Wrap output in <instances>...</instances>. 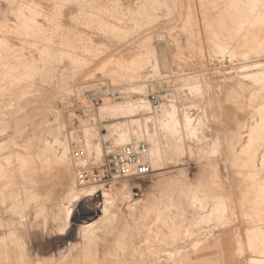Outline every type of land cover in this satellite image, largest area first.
Wrapping results in <instances>:
<instances>
[{
  "label": "rangeland",
  "instance_id": "374dc122",
  "mask_svg": "<svg viewBox=\"0 0 264 264\" xmlns=\"http://www.w3.org/2000/svg\"><path fill=\"white\" fill-rule=\"evenodd\" d=\"M263 7L264 0H0V144L9 143L0 147V264H13L3 252L16 264H264ZM160 89L167 96L159 108L124 111L125 99ZM163 107L165 116L154 118ZM124 125L126 135L136 126L157 131L160 165L148 177L89 183L96 197H63L55 163L63 146L66 179L74 181L76 167L106 160L108 130ZM45 143L52 155H41ZM101 144L108 151L98 157ZM79 148L83 161L73 159ZM102 192L114 196L105 215ZM90 223L85 238L78 226Z\"/></svg>",
  "mask_w": 264,
  "mask_h": 264
},
{
  "label": "bare ground",
  "instance_id": "6f19581e",
  "mask_svg": "<svg viewBox=\"0 0 264 264\" xmlns=\"http://www.w3.org/2000/svg\"><path fill=\"white\" fill-rule=\"evenodd\" d=\"M66 1V0H65ZM258 1V0H257ZM64 2V1H63ZM256 2V1H255ZM82 3V2H81ZM259 3V2H258ZM231 5V4H230ZM256 4H254L253 6H255ZM259 5V4H258ZM87 6V5H86ZM257 6V5H256ZM187 7V6H186ZM248 7V6H247ZM22 8V7H21ZM250 8V7H249ZM256 8V7H255ZM264 8V7H263ZM254 9V8H253ZM247 11V10H246ZM261 11V10H260ZM21 12V11H20ZM252 12V11H251ZM22 13V12H21ZM37 13V12H36ZM62 13V12H61ZM254 13V12H253ZM261 13V12H260ZM263 15H264V13H263ZM36 16V15H35ZM48 16V15H47ZM58 16V15H57ZM199 16V15H198ZM255 16V15H254ZM224 19V18H223ZM244 19H245V17H244ZM252 20V19H251ZM22 21V20H21ZM52 21V20H51ZM244 21V20H243ZM12 22V21H11ZM30 22V21H29ZM61 22V21H60ZM34 23H36V22H34ZM242 22H240V24H241ZM33 24V23H32ZM57 24V23H56ZM250 24V23H249ZM27 25V24H26ZM30 25V24H29ZM240 26V25H239ZM244 26V25H243ZM254 26V25H253ZM28 27V26H27ZM13 29V28H12ZM14 30V29H13ZM18 30V29H17ZM148 30H150V29H148ZM39 31V30H38ZM242 31V30H241ZM41 32V31H40ZM150 32V31H149ZM27 33H28V31H27ZM39 33V32H38ZM37 33V34H38ZM43 33V32H42ZM21 34V33H20ZM36 34V33H35ZM234 35V34H233ZM32 36V35H31ZM36 36V35H35ZM27 37V36H26ZM44 37V36H43ZM24 39V38H23ZM38 39V38H37ZM244 42H246V41H244ZM253 42V41H252ZM31 44H32V42H31ZM2 45V44H1ZM38 45H40V44H38ZM127 45V44H126ZM243 45V44H242ZM247 46V45H246ZM37 48V47H36ZM222 48V47H221ZM249 48V47H248ZM257 49H258V47H257ZM47 50V49H46ZM45 50V51H46ZM41 51V50H40ZM144 51V50H143ZM38 52V51H37ZM248 52V51H247ZM254 52V51H253ZM40 53V52H39ZM42 53H43V49H42ZM45 53V52H44ZM220 53V52H219ZM222 53V52H221ZM243 53V52H242ZM48 55L50 54V53H47ZM64 54V53H63ZM67 54V53H66ZM65 54V55H66ZM144 54V53H143ZM240 54V53H239ZM13 55H14V53H13ZM44 55V54H43ZM64 55V56H65ZM244 55H246V54H244ZM12 56V55H11ZM51 56V55H50ZM59 56H60V54H59ZM76 56V55H75ZM66 57V56H65ZM78 57V56H77ZM16 58V57H15ZM47 58V57H46ZM61 58V57H60ZM58 59V58H57ZM67 59H70V57L69 58H67ZM16 60V59H15ZM18 60V59H17ZM61 62V61H60ZM127 62V61H126ZM45 63V62H44ZM89 63V62H88ZM119 63V62H118ZM55 64V63H54ZM112 64V63H111ZM259 64V63H258ZM257 65V64H256ZM264 65V64H263ZM24 66V65H23ZM18 67V66H17ZM133 67V66H132ZM253 67V66H252ZM115 68V67H114ZM122 68V67H121ZM125 67H123V69H124ZM126 68H129V66L128 67H126ZM135 68V67H134ZM251 68V67H250ZM258 68V67H257ZM28 69V68H27ZM58 69V68H57ZM63 69V68H62ZM8 70V69H7ZM55 70V69H54ZM72 70H73V68H72ZM132 70V69H131ZM143 70V69H142ZM16 71V70H15ZM64 71V70H63ZM133 71V70H132ZM134 71H135V69H134ZM13 72V71H12ZM47 72H49V71H47ZM62 72V71H61ZM77 72V71H76ZM144 72V71H143ZM8 73V72H7ZM43 73V72H42ZM46 73V72H45ZM51 73V72H50ZM80 73V72H79ZM120 73V72H119ZM134 73V72H133ZM15 74V73H14ZM26 74V73H25ZM38 74V73H37ZM24 75V74H23ZM48 75V74H47ZM53 75V74H52ZM30 76V75H29ZM74 76V75H73ZM90 76V75H89ZM25 77H26V75H25ZM54 77V76H53ZM65 77H67V76H65ZM262 77H263V75H262ZM24 78V77H23ZM31 78V77H30ZM34 78V77H33ZM60 78V77H59ZM70 78V77H69ZM258 78V77H257ZM260 78H261V76H260ZM14 79V78H13ZM51 78H49V80H50ZM56 79V78H55ZM62 79H65V78H63V75H62ZM93 79V78H92ZM259 79V78H258ZM17 80V79H16ZM31 80V79H30ZM52 80V79H51ZM54 80V79H53ZM66 80V79H65ZM264 80V79H263ZM17 81H19V79L17 80ZM41 81H42V79H41ZM64 81V80H63ZM63 81H62V83H63ZM262 81V80H261ZM43 82H46V80L45 81H43ZM65 82V81H64ZM254 82V81H253ZM264 82V81H263ZM55 84V83H54ZM50 85V84H49ZM52 85V84H51ZM63 86V85H62ZM53 87V86H52ZM51 87V88H52ZM55 88V87H54ZM264 89V88H263ZM2 90V89H1ZM57 90H59V89H57ZM137 91V90H136ZM2 92H3V90H2ZM60 92V91H59ZM1 98V97H0ZM140 98V97H139ZM59 99H61V98H59ZM59 101V100H58ZM122 105H123V109H124V111L126 112V113H131V114H133V113H138V112H140V111H142V112H145V113H147V111H148V108H149V104H148V101H146V100H136V101H134V100H128V98H127V100L125 99V101H123V103H122ZM169 105V104H168ZM159 108V107H158ZM164 108V107H163ZM264 108V107H263ZM160 110V109H159ZM168 110V108H164V110L161 112V114L159 115V116H154L153 115V117L154 118H160V117H164L165 116V112ZM30 112V111H29ZM264 113V112H263ZM101 114V113H100ZM103 114V113H102ZM101 114V115H102ZM29 115V114H28ZM31 115H33V114H31ZM34 116V115H33ZM27 118H28V116H27ZM33 118V117H32ZM34 118H36V117H34ZM260 120H261V118H260ZM27 121V120H26ZM29 122V121H28ZM262 123V122H261ZM27 124V123H26ZM25 125V124H24ZM38 125V124H37ZM41 125V124H40ZM29 126V125H28ZM64 126V125H63ZM199 126V125H198ZM259 126V125H258ZM65 127H66V125H65ZM262 127V126H261ZM38 128V127H37ZM248 128V127H247ZM257 128V127H256ZM125 129H126V127H125V125H124V127H121V128H119L118 130L117 129H111V130H108L109 132H108V135H109V141H107V143H106V145H107V148L108 149H112V148H114V147H116V146H121V145H124V144H126V143H128V141L130 140V138L134 135V136H137V137H139V138H142V139H144L145 141H146V143H147V145H148V155H147V162H148V165L151 167V170L152 169H154L155 167H158L159 165H160V162H161V150H160V139H159V137H158V133H157V131H155V130H153V129H151V128H149L148 127V125L147 126H144V127H140V126H136V129L135 130H132V134H130L129 133V135H126V131H125ZM129 129V128H128ZM133 129V128H132ZM263 129V128H262ZM39 130V129H38ZM37 130V131H38ZM52 130V129H51ZM54 130V129H53ZM194 130V129H193ZM252 130V129H251ZM254 130V129H253ZM258 130H260V129H258ZM129 131V130H128ZM127 131V132H128ZM34 132H35V129H34ZM130 132V131H129ZM251 132V131H250ZM256 132V131H255ZM255 132H251V135H250V138H249V144H248V147H250V146H252V144L255 142V137L253 136V135H255L256 136V134H255ZM1 134H2V132H0ZM4 133H5V130H4ZM201 133H203V132H201ZM253 133V134H252ZM50 134V133H49ZM20 135V134H19ZM85 135V134H84ZM199 135H200V133H199ZM11 136V135H10ZM53 136V135H52ZM51 135H50V137H52ZM57 136V135H56ZM103 136H106V134L105 135H103ZM197 136V135H196ZM253 136V137H252ZM13 137V136H12ZM49 137V136H48ZM257 137V136H256ZM14 138V137H13ZM18 138V137H17ZM26 138V137H25ZM53 138V137H52ZM68 138V137H67ZM126 138V140L124 141V139ZM200 138V137H199ZM21 139V138H20ZM27 139V138H26ZM29 139H31V138H29ZM14 140V139H13ZM89 140V139H88ZM257 140V139H256ZM6 141V140H5ZM3 142L2 141V143L0 144V147H2V144L4 143H8V142ZM8 141V140H7ZM10 141V140H9ZM18 141H20V142H22L21 140H19L18 139ZM56 141V140H55ZM124 141V142H123ZM222 142H223V140H221ZM52 142V141H51ZM58 142V141H57ZM68 142V141H67ZM66 142V143H67ZM123 142V143H122ZM225 142V141H224ZM100 143V142H99ZM119 143H121V144H119ZM4 144H3V147H4ZM9 144V143H8ZM8 144H6V145H8ZM29 144H30V142H29ZM53 144V143H52ZM57 144V143H56ZM64 144V141L62 142V144L61 145H63ZM68 144V143H67ZM119 144V145H118ZM217 144V143H216ZM255 144V143H254ZM24 145H27L28 146V144H24ZM51 145V144H50ZM227 145V144H226ZM225 145V146H226ZM20 146H23V145H20ZM53 146V145H52ZM52 146H49L48 145V143H45L44 144V150L41 152V155H46V154H49L50 153V155H52L51 154V148L50 147H52ZM221 146H223V144L221 143ZM220 146V147H221ZM224 146V147H225ZM62 147V146H61ZM228 147V146H227ZM235 147V146H234ZM236 147H237V145H236ZM253 147V146H252ZM15 148V147H14ZM20 148V147H19ZM103 148L104 147H102V144H101V147H98L97 148V151H99V154H98V157H100V156H104L105 154H104V151H103ZM106 148V147H105ZM222 148V147H221ZM1 149V148H0ZM231 149V148H230ZM237 149V148H236ZM235 149V150H236ZM240 149H244V147L243 148H240ZM249 149H251V148H249ZM248 149V150H249ZM12 150V149H11ZM58 150H60V149H58ZM62 150H63V152L61 153L62 154V156H60L59 154H58V156L56 157V160H55V163H59L60 164V166H58V168H61V169H59L60 170V182H61V185H62V187H64L65 189H64V191H65V194H63V197H67V198H69V199H74V200H78L79 198H81V197H87V196H95L97 193H100L99 192V190L97 191V190H94L93 188H98L97 186H94V187H91V185L92 184H90V186H88V184L89 183H87V184H78V182H77V180H76V182H77V184L79 185H77V184H75V180L74 181H67V174H68V170L66 169L65 170V166H67V165H65L67 162H66V156H67V147L66 146H63V148H62ZM241 150V151H242ZM252 150V149H251ZM250 150V151H251ZM254 150V149H253ZM108 151V150H107ZM240 151V152H241ZM70 152V151H69ZM106 152V151H105ZM245 152L246 151H244L243 153L245 154ZM16 153V152H15ZM107 154V153H106ZM246 154H248V153H246ZM11 155V154H10ZM13 155H15V154H13ZM12 155V156H13ZM40 155V154H39ZM12 156H10V157H12ZM19 156V155H18ZM40 157H42V156H40ZM39 157V158H40ZM259 157V156H258ZM14 158V157H13ZM38 158V157H37ZM69 158V157H68ZM68 158H67V160H68ZM5 159V158H4ZM3 159V160H4ZM8 158H6L5 160H7ZM24 159V158H23ZM28 159H29V156H28ZM34 159V158H33ZM50 161H51V159L50 158H48ZM83 159L84 158H80V161H83ZM100 159H102V158H100ZM4 160V161H5ZM19 160V159H18ZM31 160H32V158H31ZM37 160V159H36ZM103 160V159H102ZM2 161V160H1ZM34 161V160H33ZM50 161H48L49 163H50ZM69 161V160H68ZM85 161V160H84ZM248 161H250L249 159H248ZM6 162V161H5ZM20 162V161H19ZM40 162H42L43 163V161H41L40 160ZM46 163H47V161H45ZM54 162V161H53ZM53 162H52V164H53ZM66 162V163H65ZM73 162V161H72ZM3 163V162H2ZM23 163V162H22ZM21 163V164H22ZM76 163V162H75ZM79 163V162H78ZM251 163H252V160H251ZM260 163V162H259ZM263 163H264V158H263ZM20 164V163H19ZM24 164H28V166H29V164H30V162L29 163H24ZM48 164V163H47ZM71 164H73V163H71ZM248 164V163H247ZM4 165V164H3ZM49 166H50V164H48ZM47 165V166H48ZM54 165V164H53ZM259 165V164H258ZM5 166V165H4ZM24 166V165H23ZM22 165H21V167H23ZM27 166V167H28ZM46 166V167H47ZM57 166V165H56ZM72 166V165H71ZM83 166V165H82ZM0 167H1V165H0ZM3 167V166H2ZM21 167L19 166V171L21 172V170H23V169H21ZM45 167V166H44ZM46 167L44 168V169H46ZM15 168V167H14ZM17 168V167H16ZM29 168V167H28ZM31 168V167H30ZM70 168V167H69ZM72 168V167H71ZM78 167H76L75 168V170L77 169ZM253 168V167H252ZM4 169V168H3ZM9 169H11V167L9 168ZM26 167H25V171H26ZM73 169H74V164H73ZM242 169H243V167H242ZM4 170H6V169H4ZM4 170H2L3 172H4ZM6 171H8V170H6ZM24 171V170H23ZM28 171V170H27ZM26 171V172H27ZM29 171H30V169H29ZM3 172H1V173H3ZM15 172V171H14ZM17 172V171H16ZM15 172V173H16ZM26 172H25V174H26ZM48 172H50V171H48ZM74 172V171H73ZM152 172H154L153 170H152ZM250 172H251V170H250ZM4 173H6V172H4ZM3 173V174H4ZM10 173V172H9ZM8 173V174H9ZM24 173V172H23ZM46 173H47V171H46ZM67 173V174H66ZM13 174V173H12ZM24 174V175H25ZM49 174V173H48ZM47 174V175H48ZM73 174H76V173H73ZM243 174H245V172L243 173ZM242 174V175H243ZM17 175V174H16ZM20 175V174H19ZM47 175H45L46 177H44V179L45 178H47ZM69 175V174H68ZM1 176V175H0ZM11 176V175H10ZM14 176V175H13ZM20 177H21V175H20ZM73 178L72 179H74V175L72 176ZM11 178V177H10ZM3 179H4V177H3ZM14 179V178H13ZM12 179V180H13ZM21 179V178H20ZM12 180H11V182H12ZM16 180V179H15ZM58 180H59V177H58ZM71 180V179H70ZM8 182H10L9 180H7ZM17 181H18V179H17ZM15 182V181H14ZM1 183H3V182H1ZM18 183V182H17ZM55 183H57V181L55 182ZM4 184V183H3ZM10 184V183H9ZM58 185V184H57ZM3 186L4 185H2V188H3ZM55 186H56V184H55ZM102 186V185H101ZM100 186V187H101ZM9 187V186H8ZM7 187V188H8ZM57 187V186H56ZM62 187H60V188H62ZM10 188V187H9ZM256 188V187H255ZM62 190V189H61ZM3 191V190H2ZM129 191V190H128ZM212 191V190H211ZM9 192V191H8ZM24 192V191H23ZM63 192V191H62ZM125 192V191H124ZM1 193V192H0ZM3 193V192H2ZM126 193V192H125ZM128 193V192H127ZM8 194V193H7ZM114 194V193H113ZM112 194V195H113ZM226 194V193H225ZM16 195V194H15ZM22 195H24V194H22ZM29 195H31V194H29ZM129 194H127V195H125V196H128ZM223 195V194H222ZM253 195V194H252ZM32 196V195H31ZM37 196V195H36ZM225 196V195H224ZM255 196V195H254ZM29 197V196H28ZM96 197V196H95ZM98 198L100 197V199H101V204H99L100 206H101V210L99 211V213L100 214H106L107 213V210H108V207H109V205H110V203L112 204V202H110V198H113V197H108V195L105 193V192H102V194H100V195H98L97 196ZM3 198V197H2ZM14 198V195H12V199ZM24 198H27V197H24ZM30 198V197H29ZM9 199H11V197H9ZM12 199H11V201H12ZM33 199H35V197L33 198ZM32 199V200H33ZM37 199V198H36ZM118 199H120V198H118ZM126 199V198H125ZM129 199V198H128ZM7 200V199H6ZM29 200V199H28ZM90 200V199H89ZM254 200V199H253ZM3 201V200H2ZM2 201H1V203H2ZM26 201V200H25ZM31 201V200H30ZM29 201V202H30ZM123 201V200H122ZM134 205V204H133ZM260 205V204H259ZM138 206V205H137ZM87 207V206H86ZM99 207V206H98ZM127 207H129V206H127ZM254 207V206H253ZM129 208H133V207H129ZM211 208V207H210ZM89 209V208H88ZM133 209H136V206L133 208ZM138 209V208H137ZM140 209V208H139ZM138 209V210H139ZM212 209H213V207H212ZM216 209V208H215ZM130 210V209H129ZM208 210V209H207ZM1 211V210H0ZM86 211V210H85ZM84 211V212H85ZM140 211V210H139ZM214 211V210H213ZM218 211H220V210H218ZM232 211H234V210H232ZM73 211H71L68 215H67V219L64 221V223H63V227H62V232H59L58 233V235L59 236H63L65 233H66V231H67V229L69 228V219H70V217H71V215L73 214L72 213ZM94 212V211H93ZM135 213H137L136 211H135ZM262 213V212H261ZM2 214V213H1ZM40 215H41V212L39 213ZM128 214V213H127ZM133 214V213H132ZM211 214H212V210H211ZM257 214V213H256ZM129 216H130V214H128ZM138 215H140L139 213H138ZM133 216H135V215H133ZM132 217V216H131ZM130 217V218H131ZM141 217V216H140ZM86 220V219H85ZM130 220V219H129ZM221 221H222V219H221ZM3 223V222H2ZM1 224V223H0ZM28 227V226H27ZM78 228H80L81 230H82V233H84V237L85 238H88L87 237V234H90V231L94 228V224L93 223H90V224H84V225H81V226H78ZM164 228V227H163ZM209 228V227H208ZM255 228V227H254ZM207 230V229H206ZM245 232H246V230H245ZM17 235V234H16ZM79 235V234H78ZM248 238V237H247ZM252 238V237H251ZM173 240V239H172ZM194 241V240H193ZM201 241V240H200ZM235 241V240H234ZM164 242V241H163ZM173 242V241H172ZM238 242H240L239 240H238ZM194 243V242H193ZM162 244V243H161ZM163 244H165V243H163ZM197 244V243H196ZM159 245H160V243H159ZM171 245V244H170ZM192 245V244H191ZM238 246H239V244H237ZM161 246V245H160ZM163 246V245H162ZM193 246H195V245H193ZM256 247V246H255ZM187 248V247H186ZM164 252H165V250H164ZM174 252V251H173ZM81 253V255H82V251L80 252ZM166 253H167V251H166ZM172 253V252H171ZM242 253H243V251H242ZM87 254H88V252H87ZM168 254H169V252H168ZM160 255V254H159ZM165 255V254H164ZM172 255V254H171ZM1 256H2V258L5 260V261H7L8 263L9 262H11V263H13V264H16V262H17V260H18V258H16V257H10V256H8L6 253H2L1 254ZM161 256V255H160ZM154 257V256H153ZM169 257V256H168ZM162 258V257H161ZM160 258V259H161ZM165 258V257H164ZM171 258H172V256H171ZM80 258H79V256L77 257V260H79ZM170 259V258H169ZM141 260V259H140ZM171 260V259H170ZM25 261V260H24ZM164 261H166L165 259H164ZM154 262V261H153ZM65 263V262H64ZM87 263H89V264H104V262H100V261H98L97 259L95 260V261H91V258L89 259V258H85L84 260H81V264H87ZM163 263V262H162ZM142 264V263H141ZM150 264V263H149ZM155 264V263H154Z\"/></svg>",
  "mask_w": 264,
  "mask_h": 264
},
{
  "label": "built area",
  "instance_id": "2783aa9c",
  "mask_svg": "<svg viewBox=\"0 0 264 264\" xmlns=\"http://www.w3.org/2000/svg\"><path fill=\"white\" fill-rule=\"evenodd\" d=\"M166 92L160 89L156 92L146 90L141 97L148 101L151 106L158 108L166 100ZM87 99L94 107L101 103L100 95L91 92ZM92 107V108H94ZM84 151L75 149L73 159L78 161ZM107 151L105 152V154ZM148 145L146 141L137 136H132L128 143L114 147L110 150L104 162H88L84 166H78L75 170L78 184L100 183L109 185L111 180L140 179L150 176L153 172L147 162Z\"/></svg>",
  "mask_w": 264,
  "mask_h": 264
},
{
  "label": "crops",
  "instance_id": "0c3cea01",
  "mask_svg": "<svg viewBox=\"0 0 264 264\" xmlns=\"http://www.w3.org/2000/svg\"><path fill=\"white\" fill-rule=\"evenodd\" d=\"M83 254H86L85 252H83ZM89 254V253H88ZM81 264V263H80ZM87 264H89V263H87ZM254 264V263H253Z\"/></svg>",
  "mask_w": 264,
  "mask_h": 264
}]
</instances>
